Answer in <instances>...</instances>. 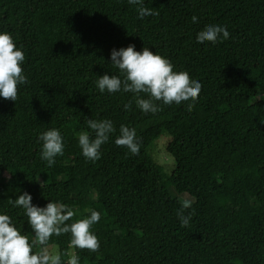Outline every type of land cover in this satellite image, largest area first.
<instances>
[{"label": "trees", "instance_id": "obj_1", "mask_svg": "<svg viewBox=\"0 0 264 264\" xmlns=\"http://www.w3.org/2000/svg\"><path fill=\"white\" fill-rule=\"evenodd\" d=\"M144 6L157 14L138 19L127 0H0V31L22 47L27 78L15 102L0 98V213L31 239L27 218L9 203L17 195L29 193L40 207L68 204L73 219L97 210L91 231L99 248L75 249L80 264H264V0ZM210 24L224 25L229 38L197 44ZM129 44L149 47L201 83L191 111L160 104L156 114L141 113L130 93L98 92L97 76L117 71L110 50ZM85 119H110L115 129L95 162L78 146ZM122 124L135 129L136 155L113 143ZM49 128L65 141L52 167L37 140ZM163 133L175 162L166 180L149 155ZM181 193L195 199L182 210L191 213L186 227L177 215ZM69 239L49 240L62 261Z\"/></svg>", "mask_w": 264, "mask_h": 264}, {"label": "clouds", "instance_id": "obj_2", "mask_svg": "<svg viewBox=\"0 0 264 264\" xmlns=\"http://www.w3.org/2000/svg\"><path fill=\"white\" fill-rule=\"evenodd\" d=\"M127 3L136 6L138 19L157 14L155 9L144 6V0H127ZM191 22L197 23V16L193 15ZM229 36L224 25L210 24L197 32L195 42L214 45L227 40ZM24 60L22 47L17 46L9 32L0 31V98L16 101L18 86L27 83L22 69ZM109 60L117 71L115 74L106 72L97 76L94 82L96 89L100 94L130 93L141 113L156 114L160 111V104H186L188 111H191L201 91L202 85L198 80L191 79L187 71L174 70V65L167 58L151 51L149 47L144 46L139 51L135 50L133 44L113 48ZM130 104L131 101L123 105L125 111ZM84 124L88 131L81 130L77 134L78 146L85 159L95 162L100 158L101 145L108 142L115 132L113 122L110 119H85ZM37 140L40 142V159L52 167L55 158L64 152L65 141L61 131L49 128L39 133ZM113 143L124 146L133 155L138 154L140 149L135 129L123 124ZM31 200L27 192L9 200L27 218L31 239L29 235L21 233L8 214L0 213V264H80L75 249L95 252L99 248V241L91 228L100 220V212L86 209V216L73 219L76 213L68 204L49 200L45 206L40 207L32 204ZM180 203L178 220L181 227H186L191 213L185 216L182 210L190 208L192 201L181 200ZM65 233L70 235L68 246L73 251L63 253L67 259L62 261V254L50 251L48 244L50 237ZM36 244L40 246L38 251L34 250Z\"/></svg>", "mask_w": 264, "mask_h": 264}, {"label": "rangeland", "instance_id": "obj_3", "mask_svg": "<svg viewBox=\"0 0 264 264\" xmlns=\"http://www.w3.org/2000/svg\"><path fill=\"white\" fill-rule=\"evenodd\" d=\"M170 137L167 133H163L158 140L154 142L149 150V155L155 159V161L162 167L164 179H168L173 170L175 169V162L171 155L166 152V145L169 141ZM179 201L181 200H190L192 203L195 201L194 198H191L187 194H175ZM50 251L58 252V248L56 246H49ZM71 251H73L71 249Z\"/></svg>", "mask_w": 264, "mask_h": 264}]
</instances>
